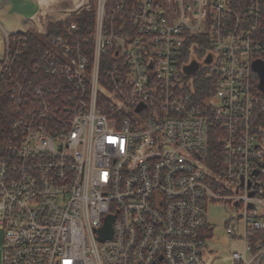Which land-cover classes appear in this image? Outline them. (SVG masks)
<instances>
[{"label": "built area", "instance_id": "2783aa9c", "mask_svg": "<svg viewBox=\"0 0 264 264\" xmlns=\"http://www.w3.org/2000/svg\"><path fill=\"white\" fill-rule=\"evenodd\" d=\"M94 5L89 33L5 36L1 264H202L210 203L241 216L232 263L264 264V0Z\"/></svg>", "mask_w": 264, "mask_h": 264}, {"label": "crops", "instance_id": "0c3cea01", "mask_svg": "<svg viewBox=\"0 0 264 264\" xmlns=\"http://www.w3.org/2000/svg\"><path fill=\"white\" fill-rule=\"evenodd\" d=\"M72 0H0V61L5 55V36L47 31L50 22H65L74 12Z\"/></svg>", "mask_w": 264, "mask_h": 264}, {"label": "rangeland", "instance_id": "374dc122", "mask_svg": "<svg viewBox=\"0 0 264 264\" xmlns=\"http://www.w3.org/2000/svg\"><path fill=\"white\" fill-rule=\"evenodd\" d=\"M240 217L239 212L230 204L210 203L207 205V221L212 232L206 233L207 248L202 264H233L232 254L242 251ZM230 229L238 234L237 238L229 235ZM3 251V233L0 229V264Z\"/></svg>", "mask_w": 264, "mask_h": 264}, {"label": "trees", "instance_id": "16d2710c", "mask_svg": "<svg viewBox=\"0 0 264 264\" xmlns=\"http://www.w3.org/2000/svg\"><path fill=\"white\" fill-rule=\"evenodd\" d=\"M94 1L95 0H91V5L88 8L82 10L79 16H71L65 22L48 23L47 31L44 35H38L33 32H19L18 34L28 36L32 45H42L47 43L53 37L64 36L67 32L68 27L73 23L78 24L82 32L89 33L90 31L94 30L95 27L96 12ZM109 1L111 2L112 0ZM187 53L189 54H187L184 58L185 62H189L193 57L190 54V51H188ZM196 53L198 54V51H196ZM192 78V80L194 81L195 89L206 90L205 88H207L208 92L210 93L212 81L205 77L204 72H200L194 75ZM259 120L260 124L264 127V117H261ZM4 126H6V128H8L9 126V122L7 119H5ZM262 135L264 136V132H262ZM209 156L212 161H216L220 156V146L215 140H211L210 142ZM261 186L264 190V177L261 178Z\"/></svg>", "mask_w": 264, "mask_h": 264}, {"label": "water", "instance_id": "95a60500", "mask_svg": "<svg viewBox=\"0 0 264 264\" xmlns=\"http://www.w3.org/2000/svg\"><path fill=\"white\" fill-rule=\"evenodd\" d=\"M210 63H211V57H208L207 60L205 61V64H210ZM201 67H202V64L194 61L191 64L185 66L183 68V71H184L186 76H193L201 69ZM256 69L260 72L261 78L264 81V68H263V66L258 65V66H256ZM256 175H258V172H256ZM112 221H113L112 218H109L107 220V225L102 230V234H101V238H100L101 241H105L107 239L112 238V230H111Z\"/></svg>", "mask_w": 264, "mask_h": 264}]
</instances>
